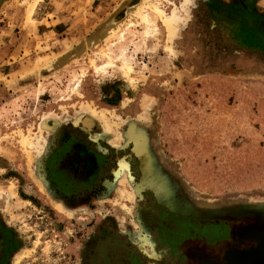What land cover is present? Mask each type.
<instances>
[{
  "label": "rangeland",
  "instance_id": "obj_1",
  "mask_svg": "<svg viewBox=\"0 0 264 264\" xmlns=\"http://www.w3.org/2000/svg\"><path fill=\"white\" fill-rule=\"evenodd\" d=\"M29 1H0V16L24 19L32 34L36 22L28 25L24 16ZM112 1L114 26L103 29L100 42L61 57L56 72L42 75L51 58L28 56L39 50L35 35L22 59L13 55L14 64L6 63L10 81L0 74V224L20 242L15 263L79 264L82 237L100 221L155 258L136 211L144 191L181 219L224 222L213 234L226 236L224 264H264V225L255 224L264 221V0H164L171 34L151 23L129 24L147 0ZM117 87L118 105L100 98L111 90L115 98ZM145 88L152 95L134 113L129 107ZM86 90L110 109L109 131L76 109ZM3 125L30 133L25 154L13 138H1ZM68 131L101 158L106 149L114 172H103L101 191L75 200L59 194L46 174L53 145ZM119 162L129 168L125 187ZM190 241L201 244L183 243ZM202 254L219 264L210 251Z\"/></svg>",
  "mask_w": 264,
  "mask_h": 264
},
{
  "label": "flooded vegetation",
  "instance_id": "obj_2",
  "mask_svg": "<svg viewBox=\"0 0 264 264\" xmlns=\"http://www.w3.org/2000/svg\"><path fill=\"white\" fill-rule=\"evenodd\" d=\"M104 83L107 84V82ZM114 92L115 98L112 96V90L108 91L106 96L103 92L102 94L99 93V95L101 99L104 98L105 100L107 98L109 103H114L116 106L118 105L115 104L116 100L123 97L122 88L117 87ZM50 127L52 128L50 133L53 135L55 127ZM101 150L107 154L103 158L97 156L85 142L79 140L76 133L69 131L63 132L57 140L56 145H53L46 163V174L50 185L59 194L67 196L69 200L81 199L88 192L97 193L101 191V175H103V172L106 171L107 173L105 174L110 177L114 174L113 170H111L112 167L106 166V161L109 160L108 151L106 149ZM133 170L137 175V165L135 163H133ZM139 204V208L136 211L144 222V230L146 227L148 233L153 237L152 239L150 235H146L149 243L151 245L152 243L155 244V250L157 251L156 253L154 252L155 258L150 257L146 252L141 254L134 245L114 230V228H111L108 224L102 225L103 222L100 221L94 233L90 232V237L86 238L85 235L82 237L83 244L80 255H78V263L215 264V260L210 262L204 258L202 254L204 251H210L216 255L220 261H218L219 264L221 262L222 264L225 263L223 262V257L225 256L223 243L226 236L222 234L214 238L213 235L216 230L220 232V229H224L222 227L225 225L224 222H203L192 219H181L157 205L154 198L152 196L149 197L147 192L144 191L141 194ZM145 219L150 220V224H147L144 221ZM210 225L213 226V230H211L212 236H206V227ZM158 227L159 229H157ZM142 232H144L143 228ZM188 239H199L201 244L195 245L191 241V243H183V241ZM209 239L213 240L211 242L212 245H216V250L210 245L211 243H208ZM181 244H184L185 248ZM179 246H181L180 249ZM19 249L20 242H17L16 237L9 229L0 224V264H10L9 259L12 256L11 264H21L22 260L19 263H15V257ZM152 249L154 251L153 245Z\"/></svg>",
  "mask_w": 264,
  "mask_h": 264
},
{
  "label": "crops",
  "instance_id": "obj_3",
  "mask_svg": "<svg viewBox=\"0 0 264 264\" xmlns=\"http://www.w3.org/2000/svg\"><path fill=\"white\" fill-rule=\"evenodd\" d=\"M3 1V0H0ZM86 0H44L40 2L33 18L35 19L37 30L29 34L24 27V19L13 18L9 22L5 16H0V74L10 81L8 72L9 65L14 64L11 56L20 60L25 55V48L35 37H39V50H31L29 57L35 58L36 55L41 58H51V65L42 71V75L56 72L58 61L67 53H76L83 51V45L95 44L103 38V29L108 30L114 26L116 16L111 12L114 10L112 0H93L89 11L86 12ZM1 11L4 5L1 4ZM14 8H10L12 12ZM21 10V8L19 9ZM12 16L13 13H12ZM45 39L47 41L45 44ZM93 47V46H90ZM68 50V51H67ZM2 63H5L2 66ZM49 64V63H48ZM19 84L18 80L12 83Z\"/></svg>",
  "mask_w": 264,
  "mask_h": 264
},
{
  "label": "bare ground",
  "instance_id": "obj_4",
  "mask_svg": "<svg viewBox=\"0 0 264 264\" xmlns=\"http://www.w3.org/2000/svg\"><path fill=\"white\" fill-rule=\"evenodd\" d=\"M43 1L44 0H30L28 2L26 9H25V14H24L26 24L34 25V23H35V19L33 18L34 11H36L35 9H36L37 5ZM163 1L164 0H147L146 3H144L140 7H138V9L134 15L135 16L134 20H131L129 22V24H138V25L139 24H145V25H147V24L151 23L156 28H164L166 30L167 34H171L173 32V25L171 24V21L169 20L167 15L161 9L160 3ZM152 20H154V22ZM120 37L121 36H119L116 39L121 40ZM113 39L114 38H112L111 40H113ZM89 64L91 66V70H90V74L88 75L87 80H86L87 84H89L90 76L92 77V75H93L92 73L94 70V64H93L92 60L91 61L89 60ZM151 95H152V89L151 88L143 89L142 92L138 95V97L133 100V103L129 108L132 109L135 113L136 111L141 109V106L151 97ZM66 105H67L66 103L61 102L59 104V107H63V106L66 107ZM123 105L125 106V104H123ZM77 106L78 107H76V109H86L93 116L99 118L102 121V123L104 124L105 130H108V131L110 130V128H111L110 127L111 126L110 118L113 117L110 109L106 106H102L97 101V99L93 98L88 93L87 90L85 91L83 96H81V98H79V100L77 101ZM125 108H127V107H125ZM124 110H126V109H124ZM115 126L118 127L117 125H115ZM6 136L13 138L18 143V145H19L18 147L20 148V151L23 154H25L27 152L28 139L32 138L30 136V133L27 130H21L15 125H3L1 128V138H4ZM119 165L121 166V169L123 172V178L119 182L125 187L127 185L126 184V177H127L128 172H127V169L120 162H119ZM55 209H56L58 214L62 215V217L65 215L60 206L55 207Z\"/></svg>",
  "mask_w": 264,
  "mask_h": 264
},
{
  "label": "water",
  "instance_id": "obj_5",
  "mask_svg": "<svg viewBox=\"0 0 264 264\" xmlns=\"http://www.w3.org/2000/svg\"><path fill=\"white\" fill-rule=\"evenodd\" d=\"M244 219H246V217ZM255 224L262 226V225H264V221H262L261 219H258Z\"/></svg>",
  "mask_w": 264,
  "mask_h": 264
}]
</instances>
